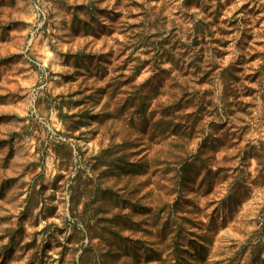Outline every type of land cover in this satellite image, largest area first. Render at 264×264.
<instances>
[{
	"label": "rangeland",
	"instance_id": "obj_1",
	"mask_svg": "<svg viewBox=\"0 0 264 264\" xmlns=\"http://www.w3.org/2000/svg\"><path fill=\"white\" fill-rule=\"evenodd\" d=\"M0 264H264V0H0Z\"/></svg>",
	"mask_w": 264,
	"mask_h": 264
},
{
	"label": "trees",
	"instance_id": "obj_2",
	"mask_svg": "<svg viewBox=\"0 0 264 264\" xmlns=\"http://www.w3.org/2000/svg\"><path fill=\"white\" fill-rule=\"evenodd\" d=\"M185 83L187 84L186 80H185ZM140 97H141V101L139 102V109H140V113L142 114V118H145L146 110H147L148 105H149V103H148L149 95L142 94V96H140ZM188 100H189V98L188 97L185 98V96H182L180 98L175 96V99L171 101L168 108L174 107V109L176 111H179V112L176 114L175 110H173L171 113L164 114V117L165 116L169 117L168 121H170V123L168 124V126L174 125V134L176 135V139H174V142L176 143V145H175L176 148L178 146L180 147V150H178L180 155L186 153L185 146L188 145L191 142L192 137L195 136V134H193L192 137L190 138V132L191 133L192 132H203L204 127H205V122H204V118H203L205 114H201L202 107H200V106L196 110L197 112L200 113V115L197 118H194L193 122L187 121L184 124L180 123V120H182V113L181 112H183L189 106ZM164 119L162 116L158 120L153 121V123L157 125L158 123L162 122ZM211 124H214V123L212 122ZM197 127H200V129L195 131V128H197ZM227 130L228 129L220 130V128L214 129L207 137L200 140V148L198 149V152L196 154H194L193 160H190V161L187 160L185 162V164L186 165H195L198 161H200V162H202L203 165H205L208 159L214 160L216 151L220 149L218 142H220V144L222 145L224 143V141L227 139V137H226ZM219 131H221L219 133V135H222V136L218 135V136H215L213 138V135ZM231 138H232V136L229 137V139H227V140H230ZM216 141H217V143H216ZM240 141H241V138L238 137V140L235 141L234 144L237 145L240 143ZM256 151H257L256 145H246V149L244 151L245 159H250L252 157H255L256 159H258V162L260 163L259 154H257ZM182 159H184V158H182ZM246 163H248V162H246ZM205 167H208V166L205 165ZM207 170L209 172L212 171L210 168H208ZM220 170H222V169H220ZM234 194H235V192H231L230 196H233Z\"/></svg>",
	"mask_w": 264,
	"mask_h": 264
}]
</instances>
